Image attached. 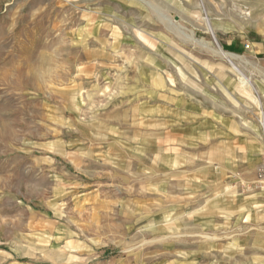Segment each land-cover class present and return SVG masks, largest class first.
<instances>
[{
  "label": "rangeland",
  "instance_id": "rangeland-1",
  "mask_svg": "<svg viewBox=\"0 0 264 264\" xmlns=\"http://www.w3.org/2000/svg\"><path fill=\"white\" fill-rule=\"evenodd\" d=\"M0 264H264V0H0Z\"/></svg>",
  "mask_w": 264,
  "mask_h": 264
},
{
  "label": "bare ground",
  "instance_id": "bare-ground-1",
  "mask_svg": "<svg viewBox=\"0 0 264 264\" xmlns=\"http://www.w3.org/2000/svg\"><path fill=\"white\" fill-rule=\"evenodd\" d=\"M248 80V79H247ZM248 82L250 83V81L248 80Z\"/></svg>",
  "mask_w": 264,
  "mask_h": 264
}]
</instances>
